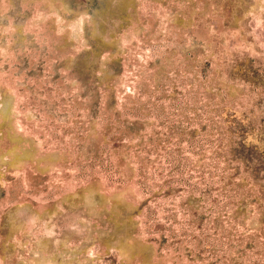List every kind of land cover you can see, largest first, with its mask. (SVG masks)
Masks as SVG:
<instances>
[{
	"label": "rangeland",
	"instance_id": "rangeland-1",
	"mask_svg": "<svg viewBox=\"0 0 264 264\" xmlns=\"http://www.w3.org/2000/svg\"><path fill=\"white\" fill-rule=\"evenodd\" d=\"M0 264H264V0H0Z\"/></svg>",
	"mask_w": 264,
	"mask_h": 264
}]
</instances>
